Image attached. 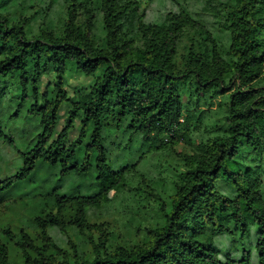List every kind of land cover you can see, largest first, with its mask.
I'll return each mask as SVG.
<instances>
[{
    "label": "trees",
    "instance_id": "1",
    "mask_svg": "<svg viewBox=\"0 0 264 264\" xmlns=\"http://www.w3.org/2000/svg\"><path fill=\"white\" fill-rule=\"evenodd\" d=\"M235 1V7L229 8L225 20L231 32L227 54L217 52L215 39L208 34L213 48H200L183 57V70L173 62L177 40L183 34L182 17L176 18L174 28H154L145 25L143 16L138 15L142 45L132 48L134 40L125 32L124 24L130 14L137 12L132 0H101L99 7L106 33L103 41L94 39L98 35L92 23V12L87 11V21L80 23L76 7L81 3L76 0L67 9V21L59 41L43 33L35 44L29 43L24 40L21 29L7 30L6 25H0L2 41L8 37L17 40L16 49L10 50L0 61V81L3 78L19 80L23 89L20 107L29 92L33 94L35 102L30 112L41 116L42 127V132L37 133L21 153L17 171L0 181V195L28 184L42 163L58 168L60 179L70 175L84 177L95 169L101 185L99 195L59 199L61 209L66 203L76 206L71 224L88 236L93 259L58 261L46 250L35 247L29 236L22 233L19 248L24 264H235L221 262L205 242L207 228L219 234L232 233L219 222L229 212L243 232L249 224L259 228L258 264H264V204L258 180L252 179L256 172L243 167L248 152L258 159H262L264 152V0ZM54 66L58 67L54 83L56 95L50 102L40 105V79ZM70 67L88 77L101 72L93 86V96L75 104L68 99L64 88L63 74ZM228 74H233L237 81L228 84ZM188 83L196 96L211 92L227 96L228 102L224 105L226 128L221 136L210 141L203 154L193 156L172 201L160 209L163 222L148 229L149 240L132 251L119 247L110 252L108 235L102 233L97 240L89 234L93 227L88 222L86 210L100 206L123 188L129 167L113 171L104 143L105 133L112 127L113 120L116 129L130 130L133 135L150 136L179 128L187 117L184 87ZM0 102H3L1 96ZM65 103L72 107L64 129L55 139ZM78 120L81 122L79 136L71 140ZM0 140L15 145L1 128ZM222 179L235 187V200L217 190L216 182ZM36 222L47 245L61 254L62 250L47 230L50 227L65 230V220L47 215L37 218ZM6 235L14 238L10 231ZM31 252L36 256L32 257ZM0 264H11L9 248L1 242ZM238 264H249V260Z\"/></svg>",
    "mask_w": 264,
    "mask_h": 264
},
{
    "label": "rangeland",
    "instance_id": "2",
    "mask_svg": "<svg viewBox=\"0 0 264 264\" xmlns=\"http://www.w3.org/2000/svg\"><path fill=\"white\" fill-rule=\"evenodd\" d=\"M72 1L15 0L10 3L8 0H0V25H6L7 30L12 27L21 29L24 40L29 43L35 44L43 33L52 35L59 41L67 21V9ZM132 1L136 4L137 12L130 14L124 22L125 32L134 40L132 48L142 45L138 32V15L143 16L145 25L154 28H174L175 21L182 17L183 34L177 40V54L173 60L179 69H184L183 57L188 56L190 52H196L200 48H213L208 34L215 39L217 52L227 54L231 32L225 26V20L231 10L229 8L235 7V0ZM76 2L81 3V6L76 7L80 23L87 21V11L92 12V23L95 24L98 35L94 39L105 40L103 13L99 7L101 0ZM16 47L15 37H8L6 41L0 39V61ZM57 69L58 67L54 66L40 79V105L50 102L56 95L54 83ZM100 74L98 71L97 75ZM97 75L88 77L73 67L64 72V88L72 104L93 96L92 89ZM226 80L228 84L237 81L233 74H228ZM184 88L187 117L182 120L179 128L150 136L133 135L130 130L116 129L113 120L112 127L105 133L104 143L113 171L129 167V173L123 182L124 187L110 200H104L100 206H91L86 210L88 222L93 227L89 234H93L97 240L102 233L108 235L110 252L119 247L132 251L149 240L148 229L163 222L160 209L172 201L177 185L189 170L193 156L203 154L210 141L221 136L226 128V95L220 96L211 92L199 97L193 94L189 83ZM0 96L3 97V102H0V128L15 143L12 146L7 141L0 140V181H3L17 171L21 163V153L26 151L35 135L42 132V127L41 116L30 112L35 102L31 92L20 107L23 89L18 79L3 78L0 81ZM72 104L65 103L62 107L55 139L65 127ZM80 129L81 122L78 120L71 140L79 136ZM243 167L256 172L252 179L258 180L264 204V152L262 159L248 152ZM59 172L58 168H49L42 163L28 184L15 192L0 195V242L9 248L11 264H24L19 248L22 233L29 236L35 247L46 250L58 261L93 259V248L88 236L81 234L78 228L71 224L76 214V206L66 203L61 209L59 199L99 195L101 185L97 180L98 171L94 169L84 177L70 175L64 179L59 178ZM216 187L228 199L237 198V191L230 181L222 179L216 182ZM47 215L59 216L67 224L63 231L58 227H50L47 230L48 235L62 250L61 254L47 245L43 231L36 222L37 218H46ZM219 222L232 233L219 234L216 230L207 228L205 238V242L213 248L218 259L223 263L235 264L248 259L249 264H258L257 243L261 237L259 228L249 224L247 231L243 232L240 226H236L230 212ZM7 231H10L14 238L6 235ZM31 255L36 256L34 252H31Z\"/></svg>",
    "mask_w": 264,
    "mask_h": 264
}]
</instances>
